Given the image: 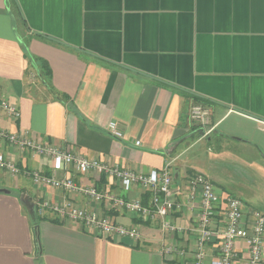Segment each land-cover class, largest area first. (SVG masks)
<instances>
[{
    "label": "crops",
    "instance_id": "obj_1",
    "mask_svg": "<svg viewBox=\"0 0 264 264\" xmlns=\"http://www.w3.org/2000/svg\"><path fill=\"white\" fill-rule=\"evenodd\" d=\"M0 100L19 111L14 120L0 110L2 130L142 175L168 163L183 205L190 181L201 175L219 197H237L244 211L264 214V0H0ZM194 104L208 110L202 128L190 120ZM111 122L120 139L109 135ZM0 154L21 171L51 174L48 159L4 141ZM62 175L143 203L140 187L125 191L105 174L71 167ZM0 182V264L192 260L195 216L186 209L171 215L182 229L171 236L158 219L143 220L106 199L95 204L2 170ZM21 195L34 203L37 220ZM41 200L92 210L141 239L102 236L40 212ZM164 244L185 254L161 255Z\"/></svg>",
    "mask_w": 264,
    "mask_h": 264
},
{
    "label": "built area",
    "instance_id": "obj_2",
    "mask_svg": "<svg viewBox=\"0 0 264 264\" xmlns=\"http://www.w3.org/2000/svg\"><path fill=\"white\" fill-rule=\"evenodd\" d=\"M0 110L14 120L19 118L17 107L6 100H0ZM207 116L208 110L202 105L191 106L189 117L195 125L201 128L205 126ZM106 129L113 138L122 137L115 122L109 123ZM210 131L211 129L203 131V136L208 135ZM0 141L19 151H28L33 156L50 161L51 174H40L36 171H21L13 161L0 154V170L7 171L12 177L24 174L30 177L36 186L77 193L95 204L106 199L143 220L158 219L161 231L171 236L182 230L171 223V215L183 209L193 213L195 224L191 230L195 238L191 248L192 260L183 264H264V214L256 210L244 211L241 200L237 197H219L214 192L211 182L201 175L190 181L187 203L183 205L176 199L177 191L172 188L173 178L168 163L158 171L152 170L142 175L117 166H109L102 161L89 160L78 153L52 144H41L25 135H17L2 129H0ZM135 144L140 145V141H136ZM71 167L81 175L91 172L96 173L97 176L105 174L117 180L125 191L140 187L143 191L150 192L149 204L143 205L140 199L126 201L108 192L100 193L95 185H77L70 177L58 176V173L67 172ZM37 207L40 212L48 210L73 223L93 228L102 236H117L133 242L141 239V234L136 229L116 224L106 217L98 216L92 210L76 208L67 201L53 203L41 200L37 202ZM216 215H220L218 220L215 218ZM207 247L211 254L208 261ZM160 253L161 255L177 253L182 257L185 250L164 244Z\"/></svg>",
    "mask_w": 264,
    "mask_h": 264
},
{
    "label": "trees",
    "instance_id": "obj_3",
    "mask_svg": "<svg viewBox=\"0 0 264 264\" xmlns=\"http://www.w3.org/2000/svg\"><path fill=\"white\" fill-rule=\"evenodd\" d=\"M33 61V60H32ZM31 61V66H33V62ZM35 63H38V62H35ZM39 67L41 68V73H42V78L43 79H47L50 75V71H49V68L48 66L46 65V63L44 61H39ZM57 96V94H55ZM149 198H150V192L148 191H145L144 194H143V205L144 204H147L148 201H149ZM35 218L37 220L38 216L37 214L35 213Z\"/></svg>",
    "mask_w": 264,
    "mask_h": 264
},
{
    "label": "water",
    "instance_id": "obj_4",
    "mask_svg": "<svg viewBox=\"0 0 264 264\" xmlns=\"http://www.w3.org/2000/svg\"><path fill=\"white\" fill-rule=\"evenodd\" d=\"M20 201H21L22 205L24 206V208L29 213V215L35 214L34 203H32L28 197L21 195Z\"/></svg>",
    "mask_w": 264,
    "mask_h": 264
},
{
    "label": "rangeland",
    "instance_id": "obj_5",
    "mask_svg": "<svg viewBox=\"0 0 264 264\" xmlns=\"http://www.w3.org/2000/svg\"><path fill=\"white\" fill-rule=\"evenodd\" d=\"M8 182H9V180H7ZM2 185V183L0 182V186ZM11 188H13V190H15L16 192H17V188L16 187H14L13 185H12V187Z\"/></svg>",
    "mask_w": 264,
    "mask_h": 264
}]
</instances>
